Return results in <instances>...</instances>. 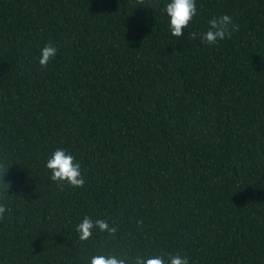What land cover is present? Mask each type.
<instances>
[{"label": "trees", "instance_id": "16d2710c", "mask_svg": "<svg viewBox=\"0 0 264 264\" xmlns=\"http://www.w3.org/2000/svg\"><path fill=\"white\" fill-rule=\"evenodd\" d=\"M169 2L0 0L11 209L0 264L177 252L190 264H264V0H196L180 38ZM224 14L240 25L231 38L189 39ZM49 43L58 52L43 69ZM57 148L81 163L83 187L51 180ZM85 216L114 222L115 238L94 229L80 241Z\"/></svg>", "mask_w": 264, "mask_h": 264}, {"label": "clouds", "instance_id": "9594fccd", "mask_svg": "<svg viewBox=\"0 0 264 264\" xmlns=\"http://www.w3.org/2000/svg\"><path fill=\"white\" fill-rule=\"evenodd\" d=\"M145 5V0H135L133 7ZM164 11L170 18L169 30L172 36L180 38L184 35V29L188 28L193 18L197 15L196 0H170L166 4ZM209 27L203 33L191 31L189 39H196L199 35L201 43L214 46L219 41L231 38L233 33L240 30V25L236 23L232 16L228 14L213 17L208 22ZM58 52V48L49 43L41 49V55L38 58L39 65L47 69L49 62L53 60ZM8 166L4 161H0V173H2L3 183H0V220L5 218V213L11 211L4 201L9 197L10 183L4 182V175ZM46 168L51 173V180L57 187L63 191L65 187L81 188L85 185V177L82 174L81 163L78 162L74 155L63 148H57L47 159ZM143 224V221H138ZM100 233H106L109 237L115 238L118 228L114 222L109 223L107 219H96L95 221L88 216L77 225L76 232L80 241H88L93 236V230ZM167 255V259H165ZM89 264H190L187 255H181L177 252L160 254L155 256H144L139 253L135 257L128 254L117 255L115 253H103L93 255L89 259Z\"/></svg>", "mask_w": 264, "mask_h": 264}]
</instances>
